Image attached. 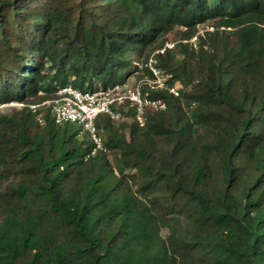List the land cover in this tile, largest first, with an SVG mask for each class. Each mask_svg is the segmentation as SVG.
I'll return each instance as SVG.
<instances>
[{"label": "trees", "instance_id": "1", "mask_svg": "<svg viewBox=\"0 0 264 264\" xmlns=\"http://www.w3.org/2000/svg\"><path fill=\"white\" fill-rule=\"evenodd\" d=\"M177 26L158 65L193 87L126 114L116 168L50 111L0 114V264H264V0H0V107L127 80Z\"/></svg>", "mask_w": 264, "mask_h": 264}, {"label": "built area", "instance_id": "2", "mask_svg": "<svg viewBox=\"0 0 264 264\" xmlns=\"http://www.w3.org/2000/svg\"><path fill=\"white\" fill-rule=\"evenodd\" d=\"M197 40V34L190 41ZM186 41V40H182ZM177 42L166 41L162 47L154 50L146 63L142 66L148 70L135 82L124 80L107 88L97 86L87 90H81L71 84L57 87L50 100V114L56 124L70 123L78 126L81 131L88 133L87 144L91 145L87 157L98 154H109L110 149L106 145L102 134L103 127L100 122L109 119L112 123L118 122L132 112V119L143 126L148 112L166 108V102L161 97H154L157 91H166L176 97L187 91L184 83L169 81V74L158 65L159 54L174 50ZM28 107L37 114V119L43 121L42 114L38 112V105L30 104Z\"/></svg>", "mask_w": 264, "mask_h": 264}, {"label": "rangeland", "instance_id": "3", "mask_svg": "<svg viewBox=\"0 0 264 264\" xmlns=\"http://www.w3.org/2000/svg\"><path fill=\"white\" fill-rule=\"evenodd\" d=\"M213 29H214V27L212 26V20L205 21L203 23L198 24V26H197L198 33H200V34H204L207 31H211ZM187 36L188 35H187L186 31L184 30V28L180 27V26H177V27L173 28L165 36V39H166V41H168V40L176 41L177 44H178L179 42H181L183 40L182 38H188ZM160 39H162V38H160ZM196 41H194V42L190 41L194 45L195 48H197L199 46L198 43H196ZM180 58H181V56H178V59H180ZM131 59L133 60L132 61V64H133L132 66L134 67L136 65L138 67V70L136 72L132 73V74H129V76L126 79L128 81H130V82H135V81H137L139 78H141L144 75L143 68H141V66H140V65L143 66L144 63L139 61V59L137 58V53H134V52L131 53ZM137 61L140 63V65L136 64ZM193 84H194V82L193 83H184V86H185L186 90L188 91V90L192 89ZM54 92L51 93L48 96L43 94V93H40L35 98H31V99L27 100L26 103L15 102L14 101V102H10V103L4 104V105H2L0 107V114L1 113L14 114V113H17L18 111L22 110V108H24L25 106H28L30 104H36V105H38V112H40L42 114V116H43L47 111H50L49 103H50V100L52 99V97L54 95ZM128 122H129L128 119H122L119 122L113 123V126H112L111 130H103L102 134H103L104 138L106 139L107 135L110 132L117 131V133L120 136H122V137L127 139ZM73 126L74 127H78V126H76L74 124H73ZM199 135H200V138H201L202 142H207L208 141L207 132L204 129H200L199 130ZM80 138L83 139V140L88 141L87 140L88 139V133L83 131L81 133V135H80ZM108 155H109V157L111 159L113 167L116 168L117 167L118 151L117 150H112V151H110V153ZM14 182H15L14 179L5 180L0 187L3 188V187H6V186H11ZM133 187L136 188L137 187V183L133 184ZM162 235L166 239H169L171 237V234H170V232L167 229H163L162 230Z\"/></svg>", "mask_w": 264, "mask_h": 264}, {"label": "clouds", "instance_id": "4", "mask_svg": "<svg viewBox=\"0 0 264 264\" xmlns=\"http://www.w3.org/2000/svg\"><path fill=\"white\" fill-rule=\"evenodd\" d=\"M111 122V121H110ZM119 122V121H118ZM116 123V122H115ZM86 141V140H85ZM87 143V142H86ZM111 151V150H110Z\"/></svg>", "mask_w": 264, "mask_h": 264}]
</instances>
